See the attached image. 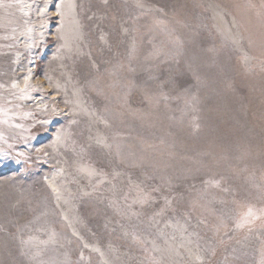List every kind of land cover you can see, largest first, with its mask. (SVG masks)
Here are the masks:
<instances>
[{
  "label": "rangeland",
  "instance_id": "374dc122",
  "mask_svg": "<svg viewBox=\"0 0 264 264\" xmlns=\"http://www.w3.org/2000/svg\"><path fill=\"white\" fill-rule=\"evenodd\" d=\"M0 264H264V0H0Z\"/></svg>",
  "mask_w": 264,
  "mask_h": 264
},
{
  "label": "snow or ice",
  "instance_id": "6c2138e0",
  "mask_svg": "<svg viewBox=\"0 0 264 264\" xmlns=\"http://www.w3.org/2000/svg\"><path fill=\"white\" fill-rule=\"evenodd\" d=\"M70 7H74V5H70ZM101 39H103V37H101ZM58 138H59V137H58ZM89 174L91 175L92 173H89ZM248 215H249V216H252V212H251V210L249 211Z\"/></svg>",
  "mask_w": 264,
  "mask_h": 264
},
{
  "label": "bare ground",
  "instance_id": "6f19581e",
  "mask_svg": "<svg viewBox=\"0 0 264 264\" xmlns=\"http://www.w3.org/2000/svg\"><path fill=\"white\" fill-rule=\"evenodd\" d=\"M7 19H10V17H9V18L7 17L6 20H7ZM4 21H5V20H4ZM9 21H10V20H9ZM4 23H5V22H4ZM6 23H7V22H6ZM7 160H8V159H7ZM7 160H5V162H8Z\"/></svg>",
  "mask_w": 264,
  "mask_h": 264
}]
</instances>
